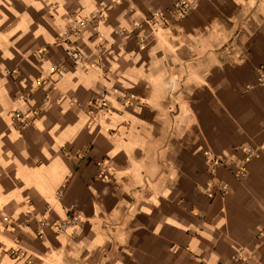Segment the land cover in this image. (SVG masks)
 I'll return each mask as SVG.
<instances>
[{
    "label": "crops",
    "instance_id": "0c3cea01",
    "mask_svg": "<svg viewBox=\"0 0 264 264\" xmlns=\"http://www.w3.org/2000/svg\"><path fill=\"white\" fill-rule=\"evenodd\" d=\"M173 2L0 0V264H230L237 252L264 264V0H197L180 19ZM100 6V39L88 25L55 43ZM152 13L162 29L119 34ZM102 94L110 110L90 112ZM247 147L246 175L219 167L228 190L208 196L205 152L235 161ZM70 209L83 223L57 233Z\"/></svg>",
    "mask_w": 264,
    "mask_h": 264
},
{
    "label": "built area",
    "instance_id": "2783aa9c",
    "mask_svg": "<svg viewBox=\"0 0 264 264\" xmlns=\"http://www.w3.org/2000/svg\"><path fill=\"white\" fill-rule=\"evenodd\" d=\"M197 0H174L170 10L169 14L174 19H180L182 16L190 12L192 9L196 7ZM104 6H100L97 8L94 12H92L90 15L86 17H80L74 20V22L61 34H59L56 38L55 43L56 44H64L66 43L70 38L72 37H80L86 26H90L92 28L93 34L96 38L100 39L101 34L98 31V24L102 19V13L104 11ZM166 22V14L165 13H152L149 16L145 17L142 24H132L130 26V29L120 30L119 34L127 35L130 33L136 34L138 33L139 29L142 27V25H148L151 28H153L155 31L159 28H163ZM138 45L142 44V39L137 34V40ZM64 51L68 59L71 61L72 64L78 65L82 64L86 61V55L77 50L76 48L72 46H64ZM101 61L100 57L96 58L95 65L99 64ZM65 66L62 63H57L51 68V73L55 75V77L58 79L62 76L64 73ZM264 79V74L261 77ZM177 78L176 76H173L172 78L166 80L164 82V88L166 90V94L169 100L176 103V96H177V85L176 82ZM120 100L123 104L130 105V106H139L140 102L136 100V98L129 93L120 94L119 96ZM89 110L92 112L94 109L106 113L110 110L109 100L108 98L102 94L96 98H92L89 101ZM31 112L27 113H21L19 111H14L12 113V117L16 120H18L22 125H27L31 121ZM258 154V150L255 148L247 147L244 150L243 156L241 158L236 159L235 161H232V159L223 156V155H216L212 153L211 151L205 152L206 156V163L208 167L209 172V178L207 180V189L206 194L210 197H213L214 195H222L227 192L228 186L225 184V182L221 179H219L216 176V170L219 167H224L227 169H231L230 165L231 163H234L235 170L233 173L236 176H245L247 173V163L249 160L256 156ZM31 217V213L27 214V218ZM11 226L13 227H27V222H14L11 220H7ZM84 219L80 216L79 213H77L75 210H68L66 213V216L64 219L56 221L52 224L53 229L57 233H63L66 231L69 227H78L83 223ZM47 225V222L45 219H38L37 220V233H41V229ZM260 236L262 238L261 243V259H264V225L260 232ZM21 250L20 248L14 247L11 248L9 253L12 256H18L20 254ZM25 257H27L26 254ZM256 257L253 253L249 254H242L241 252L235 253V255L232 257V262L230 264H256Z\"/></svg>",
    "mask_w": 264,
    "mask_h": 264
}]
</instances>
